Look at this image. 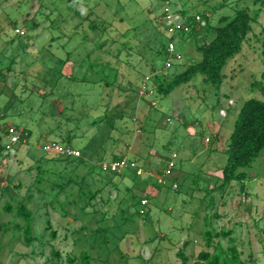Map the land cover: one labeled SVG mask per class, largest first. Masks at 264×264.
<instances>
[{
  "label": "rangeland",
  "instance_id": "rangeland-1",
  "mask_svg": "<svg viewBox=\"0 0 264 264\" xmlns=\"http://www.w3.org/2000/svg\"><path fill=\"white\" fill-rule=\"evenodd\" d=\"M167 1L172 10L187 11L190 32H167L161 18ZM245 8L256 19L253 30L225 68L220 90L199 74L169 95L139 96L146 76L154 85L151 65L172 80L202 60L198 45L215 38L221 17ZM263 71L264 0H0V126L31 133L12 144L0 131L7 146L0 150V187L8 179L30 187L42 157L51 173L40 191L32 189L36 198L26 200L37 238L30 246L13 225L21 220L3 211L16 190L0 196V264H69V255L81 264L83 251L92 264H181L177 253L187 242L192 264L205 248L204 232L223 228L234 231L244 259L251 252L250 264H264V151L247 181L223 186L222 177L241 107L263 98L252 86ZM56 144L79 150L82 159L60 156ZM172 155L175 169L165 174ZM123 158L144 174L102 169ZM62 181L71 182L64 191L55 186ZM96 190L101 193L84 212L82 196ZM26 194L23 188L18 199ZM100 228L109 230L107 245L105 234L92 235Z\"/></svg>",
  "mask_w": 264,
  "mask_h": 264
},
{
  "label": "trees",
  "instance_id": "trees-1",
  "mask_svg": "<svg viewBox=\"0 0 264 264\" xmlns=\"http://www.w3.org/2000/svg\"><path fill=\"white\" fill-rule=\"evenodd\" d=\"M164 11V9H163ZM177 12V11H175ZM178 13L187 17V11L181 10ZM163 17V15H162ZM161 17V18H162ZM160 17H155V20H160ZM207 19V18H206ZM256 19L253 18L248 9H238L236 10L234 17L223 16L219 20V26L217 27V34L215 38L206 42L202 45H198V50L203 54L202 60L200 62L191 64L188 66L183 72L176 75L172 80H168L166 75H161L158 73L156 68L151 65V72L154 76L155 82L153 86H149L148 82L151 80L150 76H146L142 82L139 90L147 85L148 89L146 90L145 97L149 94H158V95H169L175 89L191 83L197 75H202L204 77V82L207 85L213 86L214 88L220 90L225 79L227 78L224 73L225 68L228 63L233 60L237 55H239L244 46V42L248 40L249 34L252 32V22ZM208 26H210V30L213 27L210 24V21L207 20ZM92 30H96L97 26L92 22L89 25ZM146 78H149L148 80ZM253 87H259L262 97L261 99L252 98L247 100L243 106L241 107L236 121L234 125V129L230 135L229 142L225 146L224 152L227 155V162L225 166L222 168V177H223V186L231 184L233 182L243 183L247 181L249 178V174L247 170L252 167V163L262 154L264 151V71L261 74V81H256L252 84ZM139 94V91H138ZM232 112L231 110H229ZM13 128H7V126H0V131H3V134L11 138L14 134L11 132ZM16 133V130L14 129ZM21 135V140L29 139L31 133L28 130H24ZM70 139V137L68 138ZM11 140V139H10ZM211 139H209L210 141ZM12 143V142H11ZM20 142L15 144H20ZM14 144V143H12ZM0 150L7 148L6 145H1ZM60 155V154H59ZM62 156V155H60ZM65 157V156H63ZM46 157L40 158L41 161L37 167H34L37 170V175L35 177V182L31 184L30 187H24L22 183L18 185H12L13 179L6 180L5 185L0 187V196L2 194H9V190H16V193L12 196V201H8L3 206V211L7 214H13L20 221L15 220L13 222L14 227L19 230L24 238L26 245H32L34 241H36V237L33 234V220L34 213L28 207L26 200H34L36 197L34 193H32L33 188H37L40 191L39 187L42 183L48 180V175H51L48 169H44L41 165L42 160ZM62 158V157H61ZM66 159H70L71 157H65ZM79 160L82 157H74ZM173 155L168 159L167 166L165 168V174L168 170V164L172 160ZM54 160V159H53ZM119 160V159H116ZM115 161V160H113ZM112 161V162H113ZM135 162L138 168H134L136 170V174L138 176H142L144 173L139 175L137 173L138 169H142L138 163L134 160H129ZM106 163V162H104ZM176 164V163H175ZM175 167L173 168V170ZM33 167H29L28 171H32ZM111 172V171H110ZM114 173V172H113ZM71 183V182H70ZM70 183L66 182H56V188L64 191ZM175 187V186H174ZM23 188H26L27 194L26 198L22 201L18 199V195H20ZM177 188V185L176 187ZM217 187H214V190ZM241 191L244 194V200H248V195L245 193L246 187L245 185L241 186ZM213 192V191H212ZM100 190H96L89 196L84 197L86 201V205L82 210L86 211V206H93L92 202L95 200L96 196L100 194ZM212 202V201H211ZM73 204H77L78 200L73 199L71 201ZM50 205L55 207L53 201L50 202ZM64 214L66 216H70V213L66 211V208H63ZM1 214V212H0ZM217 216V215H216ZM48 225L50 223L48 222ZM8 230V224L4 225ZM88 228V227H87ZM109 230H104L100 228L92 233V235L97 234H105L101 238V242L103 244H109ZM234 231L231 229L223 228L220 232L214 233L213 230H206L204 232L205 239V248L201 250L196 256L193 257L192 264H250L253 263V255L250 252L247 259L243 258V254L238 248L236 244H234V239L231 237ZM51 239L55 240L57 238V231L52 230L50 232ZM228 238L230 241L229 247L226 249L223 247V240ZM87 242V241H85ZM84 243V242H83ZM87 244V243H85ZM190 243L187 242L184 244V248L180 250L177 255L181 261V264H190V257L186 254V247ZM52 255L54 257H61V253L55 248L52 249ZM69 264H75L77 262L76 258H72L71 255L67 256ZM94 259L90 252L83 251L80 255V263L81 264H92Z\"/></svg>",
  "mask_w": 264,
  "mask_h": 264
},
{
  "label": "built area",
  "instance_id": "built-area-1",
  "mask_svg": "<svg viewBox=\"0 0 264 264\" xmlns=\"http://www.w3.org/2000/svg\"><path fill=\"white\" fill-rule=\"evenodd\" d=\"M187 17L181 16L178 12H175L172 10V8L169 5V1H167L166 6L164 7L163 11V17H162V23L165 25V29L167 32L173 36H176L177 34H186L191 31V27L187 22H185L184 19ZM195 20L197 24L202 22V16L197 15L195 17ZM17 34H20L21 31L19 29H16ZM167 51L171 53V55L176 51V46L174 41L169 42ZM167 68L171 67V62L169 61L166 65ZM147 80L149 78H146ZM148 89L147 85H144L140 90H139V95L143 96L146 93V90ZM12 133H14L11 136V142L12 143H18L21 141V135L18 133H15L14 130H11ZM55 151L65 157H82V153L74 148L68 147V146H63L60 144H56L53 146ZM177 155L174 154V157ZM172 158V160L168 164V170L167 173H170L173 168L175 167V158ZM138 168L137 164L135 162L129 161L126 158L115 160L110 163H103L102 164V169L104 171H111L114 173H120L123 169L125 168ZM137 173L139 175L142 174V169H138Z\"/></svg>",
  "mask_w": 264,
  "mask_h": 264
}]
</instances>
